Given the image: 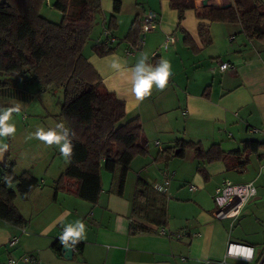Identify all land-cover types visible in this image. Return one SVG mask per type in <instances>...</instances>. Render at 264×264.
Instances as JSON below:
<instances>
[{
    "label": "crops",
    "instance_id": "1",
    "mask_svg": "<svg viewBox=\"0 0 264 264\" xmlns=\"http://www.w3.org/2000/svg\"><path fill=\"white\" fill-rule=\"evenodd\" d=\"M114 1L100 0L101 12L83 55L102 78L104 88L125 103L126 116L121 124L140 121L147 155L131 162L122 194L116 192L113 176L103 169V161L97 203L84 202L69 192H55L54 183L67 168L68 160L59 146H46L34 133L41 127L47 130L65 124L59 117L60 105L45 102L51 101L45 97L50 92L59 100L60 95L51 89L30 103H20L27 113H22L21 123L8 122L15 125L13 135L0 137V145L8 146L0 154V168L9 158L15 163L16 175L27 172L38 180V185L26 199L17 197L14 202L26 221L23 228L0 220V264H7L10 259L22 264L23 257H30V264H222L229 241L251 245L259 251L257 247L264 245V149L251 155L245 168L232 171L226 170L223 162L203 165L191 149L184 152L183 158L168 164L154 160L178 140L194 143L203 151L218 145L223 152L240 149L246 141L264 144V42L249 39L238 23L208 20L213 9L233 6V0H196L194 9L185 11L182 18L166 1L117 0L120 12L113 34L119 44L114 45L113 54L98 57L92 47L105 41L103 31L113 14ZM259 1L264 4V0ZM148 12H153L159 23L146 35L141 49L127 55L121 41L133 20L137 17L141 24ZM200 26L208 29L212 40L205 48L199 38ZM182 32L199 49L197 54L183 45ZM167 36H172L174 43L162 50ZM155 52L157 62H171L172 74L164 90L154 87L149 97L139 101L131 91L130 69L143 55L152 64L150 55ZM116 60L121 64L119 70L112 66ZM223 63L229 67L220 70ZM26 86L31 92L38 88L31 83ZM4 109H9L11 116L12 108ZM198 167L204 168L206 179L196 172ZM138 179L165 196L164 227L132 214ZM227 181L253 182L256 188V197L233 223L212 217L214 192ZM192 186L195 190H190ZM247 219L253 220L251 227L259 224L263 228L250 230L245 225ZM77 220L86 226V239L77 243L81 250H72L68 260L57 254L52 245L60 229ZM138 226L146 227L148 232H133ZM179 234L182 237L176 236ZM259 234L260 241L255 237ZM13 238L17 241L10 246ZM227 264L240 262L227 260Z\"/></svg>",
    "mask_w": 264,
    "mask_h": 264
},
{
    "label": "trees",
    "instance_id": "2",
    "mask_svg": "<svg viewBox=\"0 0 264 264\" xmlns=\"http://www.w3.org/2000/svg\"><path fill=\"white\" fill-rule=\"evenodd\" d=\"M1 1L0 110L8 107L10 101L30 103L51 89L61 90L59 117L71 130L73 150L67 159V168L54 183L55 192H69L84 202L97 203L103 161V169L113 176L116 192L122 194L131 162L136 157H145L148 145L138 119L121 124L126 116L125 103L104 88L102 78L83 55L96 16L101 12L100 0H50L51 5L49 0ZM160 1L168 2L169 8L182 18L185 11L194 9L196 0ZM233 2V6L213 9L208 20L211 23H238L249 39L264 42V4L259 0ZM45 4L62 14L58 23L41 15ZM119 12L120 2L116 0L105 28L114 38V43L107 42L108 36L104 37V42L94 45L92 51L98 57L113 54L114 45L119 44L113 34L117 30L116 16ZM141 24L137 17L131 23L121 41L126 45L125 52L128 49L132 54L137 52L144 45L146 35L155 30L143 36ZM183 35V45L197 54L199 49L188 35ZM199 38L204 48L212 42L205 27H199ZM155 54L151 60L154 66L159 63ZM29 83L36 84L37 90L29 91L26 88ZM187 149L193 150L195 159L203 165L223 162L226 170L232 171L245 168L250 156L263 150L264 144L246 141L240 149L223 152L218 145L203 151L194 143L178 140L172 148L157 154L154 162L168 164L175 158H183ZM14 169L15 163L9 158L0 168V220L23 228L26 221L14 202L17 197L26 199L37 187L38 180L27 172L16 175ZM196 172L207 178L203 167H198ZM136 189L132 214L157 227H164L167 222L165 196L141 179L137 180ZM133 232L146 233L148 229L138 226ZM73 246L81 250L80 244ZM52 249L62 256V245L58 241Z\"/></svg>",
    "mask_w": 264,
    "mask_h": 264
},
{
    "label": "clouds",
    "instance_id": "3",
    "mask_svg": "<svg viewBox=\"0 0 264 264\" xmlns=\"http://www.w3.org/2000/svg\"><path fill=\"white\" fill-rule=\"evenodd\" d=\"M146 55L141 56L138 62L130 69L131 91L139 101L149 97L153 88L164 90L172 74V65L168 59H161L155 66L148 63ZM114 68L119 70L121 64L118 60L113 61ZM10 115L8 112L0 114V137L11 136L15 133L14 124L8 123ZM71 130L65 124L59 123L54 129L38 128L34 133L36 139L44 142L46 146L57 145L65 159L72 155L73 145L70 140ZM7 144L0 145V154L7 150ZM62 245L70 249L73 245L86 239V226L81 220L67 224L59 237ZM240 256L250 262L254 256V250L244 246L234 245Z\"/></svg>",
    "mask_w": 264,
    "mask_h": 264
},
{
    "label": "built area",
    "instance_id": "4",
    "mask_svg": "<svg viewBox=\"0 0 264 264\" xmlns=\"http://www.w3.org/2000/svg\"><path fill=\"white\" fill-rule=\"evenodd\" d=\"M158 17L152 13L148 12L144 15L141 28L143 36L146 34L152 32L158 25ZM104 37H108V43H114V38L110 37L108 31L103 32ZM174 43V39L170 36H168L163 45L162 48L164 50L168 49V47ZM142 44V43H141ZM127 55H131V51L128 49L126 51ZM155 53L151 55L150 61L155 57ZM229 67L226 63H223L220 65V70H225ZM158 145V143H156ZM156 190H160L158 186H155ZM190 190H195V187H190ZM256 197V188L253 184V182L248 183H242V184H235L232 182H225L221 186L217 187L213 200L215 204V208L212 212V217L216 221H229L230 223H233L237 221L244 210L245 206ZM64 228L60 229V234L57 238V241L61 243L59 237L61 236ZM163 233V231H160ZM177 237H182V234L176 235ZM196 236V234L194 235ZM17 239L13 238L10 242V246H14ZM62 244V243H61ZM239 245L244 246L246 248H251L254 250V256L253 259L248 262L243 259L242 256L239 255V253L236 251L235 248L232 246ZM72 249V248H71ZM74 252L78 251L76 247L73 246L72 249ZM227 260H234L240 262V264H264V249H260L257 251L253 246L247 245L244 243H237L229 241L227 242L226 249H225V255L224 259L222 261V264H227ZM32 262V259L30 257H23L22 258V264H30ZM7 264H16V261L13 259L8 260ZM205 264V263H204Z\"/></svg>",
    "mask_w": 264,
    "mask_h": 264
},
{
    "label": "rangeland",
    "instance_id": "5",
    "mask_svg": "<svg viewBox=\"0 0 264 264\" xmlns=\"http://www.w3.org/2000/svg\"><path fill=\"white\" fill-rule=\"evenodd\" d=\"M49 4L51 5V2ZM49 4H45L43 6V8L41 10V15L45 19H47L48 21H50V22L58 23L61 20V18H62V14L60 12H57V11L53 10ZM56 91H58V93L60 95V100L58 98L56 99V97H57L56 94H54L53 92H50L49 96H45V97H50L51 101H48L47 100L45 102L50 103V105H55L56 106V105L59 104L61 106L62 97H63V95H61L62 94V91L61 90H56ZM35 103L40 104L41 102H39L38 100H36ZM8 105L12 108V114H11L10 119H9L8 122H11L13 120H16V121H18V123H21L22 113L23 112L27 113L25 111V108L23 107V105L20 104V103H18V102H15V101L8 102ZM30 109L33 110V107L30 106ZM28 114H31V112H29ZM251 222L253 223V220L252 219L249 220V221L247 219L246 222H245L246 227H248L250 230H255V229H257L260 226H261V228H263V226L262 225H259V224L253 225L251 227L250 226ZM250 232L252 233V231H250ZM255 237L258 239V241H260V238L262 237V234H259L258 236H255ZM257 248H260L262 250V249H264V245H261V246H259Z\"/></svg>",
    "mask_w": 264,
    "mask_h": 264
},
{
    "label": "water",
    "instance_id": "6",
    "mask_svg": "<svg viewBox=\"0 0 264 264\" xmlns=\"http://www.w3.org/2000/svg\"><path fill=\"white\" fill-rule=\"evenodd\" d=\"M1 3H4V0H2ZM5 112L10 113V110H9V109H2V110L0 111V114H3V113H5ZM61 252H62V255H63V257H64L65 259L70 260V259L72 258V249H71V248L68 249V248H65V247L63 246Z\"/></svg>",
    "mask_w": 264,
    "mask_h": 264
}]
</instances>
